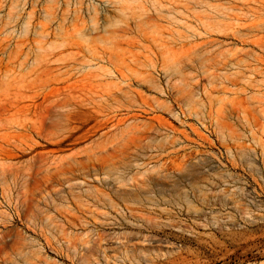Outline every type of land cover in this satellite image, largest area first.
Masks as SVG:
<instances>
[{"label":"rangeland","instance_id":"374dc122","mask_svg":"<svg viewBox=\"0 0 264 264\" xmlns=\"http://www.w3.org/2000/svg\"><path fill=\"white\" fill-rule=\"evenodd\" d=\"M115 1L0 0V264H264V0Z\"/></svg>","mask_w":264,"mask_h":264},{"label":"bare ground","instance_id":"6f19581e","mask_svg":"<svg viewBox=\"0 0 264 264\" xmlns=\"http://www.w3.org/2000/svg\"><path fill=\"white\" fill-rule=\"evenodd\" d=\"M154 1V0H153ZM116 3L115 4H117V6H116V16L117 15H121V16H123V15H127V14H129L130 13V15L132 16V15H135L136 14V12H137V10H136V7H138V0H116L115 1ZM208 3V2H207ZM152 7H154V6H152ZM96 11V10H95ZM114 11V10H113ZM118 13V14H117ZM158 14H159V12H158ZM136 16H139V14L138 15H136ZM144 17H146V16H144ZM94 19H96V17L94 18ZM119 19V18H118ZM145 19V18H144ZM123 21V20H122ZM121 21V22H122ZM95 22V21H94ZM120 22V20H118L117 21V23H119ZM120 24V23H119ZM122 24H124V22L122 23ZM126 26V25H125ZM161 37V36H160ZM162 48V47H161ZM155 49H157L156 47H155ZM158 49H160L159 47H158ZM167 49V48H166ZM156 51H158V50H156ZM160 52V51H159ZM165 56V55H164ZM172 56V55H171ZM165 59V58H164ZM172 60H173V58H172ZM171 60V61H172ZM53 78V77H52ZM64 78H66V77H64ZM60 80V79H59ZM33 85V84H32ZM87 90V89H86ZM6 92V91H5ZM93 95V94H92ZM121 95V94H120ZM14 99V98H13ZM102 100V99H101ZM12 104V103H11ZM16 110V109H15ZM94 110V109H93ZM56 141V140H55ZM20 168V167H19ZM25 170V169H24ZM25 172V171H24ZM61 208V207H60ZM57 209V208H56ZM83 213V212H82ZM48 218V217H47ZM92 219V218H91ZM102 224V223H101ZM51 226V225H50ZM62 235V234H61ZM80 241V240H79ZM48 242V241H47ZM49 243V242H48Z\"/></svg>","mask_w":264,"mask_h":264}]
</instances>
